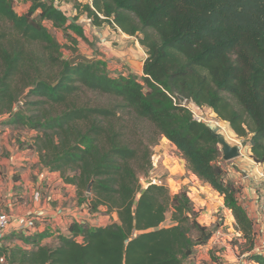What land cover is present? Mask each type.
Wrapping results in <instances>:
<instances>
[{
  "label": "trees",
  "instance_id": "trees-1",
  "mask_svg": "<svg viewBox=\"0 0 264 264\" xmlns=\"http://www.w3.org/2000/svg\"><path fill=\"white\" fill-rule=\"evenodd\" d=\"M28 1L20 14L14 0H0V121L35 130L41 163L76 185L80 205L118 220L73 222L69 233L50 232L53 245L29 235L31 248L2 246L0 264H184L209 240L187 192L142 186L141 173L152 168L150 144L159 140L132 144L128 122L151 123L177 147L188 169L222 195L252 250L254 223L225 179L214 129L173 97L210 108L249 140L252 157L264 165V0H93L87 17L113 21L147 50L141 78L114 76L99 57L72 64L44 24L63 28L66 13L55 0ZM68 47L78 52L76 41ZM27 89L35 99L22 105ZM84 90L112 102L79 103ZM248 258L264 264V255Z\"/></svg>",
  "mask_w": 264,
  "mask_h": 264
},
{
  "label": "crops",
  "instance_id": "crops-1",
  "mask_svg": "<svg viewBox=\"0 0 264 264\" xmlns=\"http://www.w3.org/2000/svg\"><path fill=\"white\" fill-rule=\"evenodd\" d=\"M15 1L19 2V0ZM26 1V6H28L30 2ZM61 2L68 22L65 27L60 29H63L72 41H76L78 47L79 44L83 46L87 44V49L81 50L82 53L89 57L103 59L107 63L108 71L114 76H144V64L148 53L138 37L124 33L113 21V23L105 21L101 24L88 21L86 11L80 10L88 5L86 0H79L78 5L81 8L78 9V12L75 8L74 13L71 1L61 0ZM75 27L81 30V34ZM70 44L72 45V43ZM10 127L12 126L2 124L0 121V208L10 214V225L3 237L2 246L31 248L33 243L26 240L29 235L34 236L30 240L37 238L43 245H52L56 240L50 236V232L69 233L73 222L85 221L90 227H97L118 220L115 213H105L104 209L92 213L88 209L87 202L80 205L76 185L64 180L60 172L52 171L41 163L39 152L34 145V138L37 134L35 130L26 128L25 131H15ZM168 147L169 149H167ZM157 148H159V153L155 155L157 158L154 159L153 165L158 167L157 163L162 161V164L168 167L166 172L170 176L181 177L183 172L179 174L178 170L187 167V164L177 147L163 138L161 145ZM168 150L177 155H169ZM249 151V157L240 156L230 161V167L226 164L229 177L225 176V179L236 186L239 190L240 203L250 217L254 221H258L261 219L259 202L263 195L264 182L257 173V168L252 160V152ZM160 158L161 160H159ZM167 160L170 161L169 166ZM42 174H45L46 177L42 178ZM191 174L199 183H202L203 194L198 193L201 196L194 199L191 192H187L198 211L199 222L205 225L206 221V225L208 224L210 217L217 210L215 204L217 197L221 200L225 211L230 212L233 218V213L225 205L222 195L195 174ZM215 192L216 196H213ZM174 193L178 192L174 190ZM32 214L40 217L37 220V227L34 230L20 229L19 222ZM94 215H98V217L94 218ZM226 217L229 216L226 215ZM254 227L257 229L255 223ZM41 234H44V237L41 238L39 236ZM204 247L206 246L196 245L195 249L188 253L184 264H219L217 260L212 259L208 249L206 250ZM236 259L235 256L228 257V259L220 258L219 262L234 264ZM246 259L247 264H259L250 258L246 257Z\"/></svg>",
  "mask_w": 264,
  "mask_h": 264
},
{
  "label": "rangeland",
  "instance_id": "rangeland-1",
  "mask_svg": "<svg viewBox=\"0 0 264 264\" xmlns=\"http://www.w3.org/2000/svg\"><path fill=\"white\" fill-rule=\"evenodd\" d=\"M65 1H67V2L71 1V3H72L71 8H72L73 13H74L75 8H77V12H78V9L81 8L78 5L79 0H65ZM26 2H27L26 0H19V2L17 3L14 0L15 10L20 14L24 13L30 6V4L28 6H26ZM82 8L80 10L86 11V7H82ZM38 15H39V12H37L34 15V17H39ZM44 24L47 26L49 32L54 36V38L61 45V51H62V54L64 57H66V58L71 57L72 58L76 54L82 53L81 50L87 49V46H86L87 44L84 46L79 44V47L77 46L78 52L76 54H74L73 50H71L68 47V46H72L70 44V43H72L70 36L63 29L54 27L52 22H49L46 20V21H44ZM26 46L29 48H36V50H38V48H39V45H37V44L31 45V44L26 43ZM88 50H89V47H88ZM82 54H84V53H82ZM84 55H86V54H84ZM92 58H94V57H92ZM96 58H98V57H96ZM139 78H141V77H139ZM34 99L35 98H33V97L26 96V101L27 100H34ZM78 99H79V103H86V105H91V106H97V105L108 106L112 102V99L106 95H102V94H99V93H96L93 91H87V90L82 91L80 93ZM20 103L22 104L21 101H20ZM127 124L131 127V128H128L126 132L128 133V139L132 140L131 141L132 144L138 143L139 141L142 140L144 142V144L147 145V144H150L149 142L151 140H153L154 138H157L159 140L157 144L155 142L153 144H150L151 151H152V156H151L152 168L147 175H144L141 173V184L144 188L149 186L150 184H153L154 179H156V181H157L156 183L159 185H165L169 189V191L172 195L176 194V193H174V190H179V193L180 192H191L190 194H192L194 196L193 197L194 199L203 194L202 188H201L202 183H199V181L197 179L192 177V174H191L192 172H190L188 167H185V168L183 167L182 170L181 169L178 170L179 174H181L183 172L181 174V177H178V178L174 177L173 178V176H170L166 172V170H168L167 169L168 167L166 165H163L162 161H161V163L160 162L157 163L158 167H155V165H153L154 159L157 158V156L155 157V155H158V153H159V148H157V146L161 145V140H163L164 137L159 136L155 133V129H154L155 127L151 123L146 122L145 124L144 123L140 124L138 122L137 125H134L133 123L128 122ZM10 128H13L15 131H17V130L25 131L24 129H26L25 127H15V126H12ZM231 135H232V138L234 137L233 139H236L240 143H246L245 146L249 144V140H247L245 138H241V137L237 136L236 134H234L233 132H231ZM165 144H166V142H165ZM233 145H237V144L233 142ZM167 149H169V147ZM249 150H250V148L248 146L245 147V149L243 150V155H242V156H244L243 158L249 157V153H250ZM168 151H169V155H175V156L177 155L176 153L173 154L172 152H170V150H168ZM169 158L171 159V157H169ZM159 160H161V158ZM176 160H177V158H176ZM156 162H157V160H156ZM229 162L230 161H228L226 164L230 167L231 164ZM169 163H170V161H168L167 165ZM227 173L228 172H225V176L229 177ZM179 174H176V175H179ZM86 193H88V192H86ZM198 193H200L201 195L200 194L198 195ZM213 196H216V192H215V194L213 193ZM215 201H216L215 204L217 205V210L214 211V213L212 214L213 216L210 217V220L207 222L208 224L206 225V223H205L206 221L204 222V224L206 227H208L209 231H211L212 234L217 229L222 227V230L224 231L223 233L226 235V237H225L226 242L224 243V245H222L223 246L222 248L209 250L208 249L209 247L205 245L206 247H204V249H206V250L208 249L209 255L212 257L213 260H217L219 264H223V262L222 263L219 262V259L221 258V256L227 255L231 258L233 256H239V255H242L244 253H248L249 252L248 251L249 245L246 243V240L242 236V233L240 235H237L234 232L233 226L235 227V229L239 230V227H238V224H237L235 218L231 217L230 212L227 213L228 211H225L224 206L222 205L221 200L218 197H217V199H215ZM226 215H228L229 217H226ZM97 217H98V215H94V218H97ZM202 220H204V219H202ZM227 221H228V223H227ZM195 235H196V233H195ZM210 239H211V237L209 238L208 241H210ZM256 241H257V237L255 235V242ZM227 244L231 245L229 248L230 250H228V252L225 248L226 247L225 245H227ZM195 246L193 247V249H195Z\"/></svg>",
  "mask_w": 264,
  "mask_h": 264
},
{
  "label": "built area",
  "instance_id": "built-area-1",
  "mask_svg": "<svg viewBox=\"0 0 264 264\" xmlns=\"http://www.w3.org/2000/svg\"><path fill=\"white\" fill-rule=\"evenodd\" d=\"M86 2L93 9H95L93 7V0H86ZM55 3L62 9L63 3L61 2V0H55ZM98 14H99V16L103 17L102 14H100V13H98ZM88 21L93 22V19L88 17ZM173 99H174V102L176 104L180 103L182 106L189 109L194 119L211 126L215 132L223 134L232 145H233V142L236 143L237 146H239L240 150H241L240 156L243 155V150L245 149V147L248 146L250 148V143L246 146H243V143H240L236 139H233L234 137L232 138V135H231L232 131H231L229 125L227 124V122L222 121L214 112H212V110L210 108L200 107V106L196 105L195 103H193L192 101L188 102L186 99L184 102H182L180 97L179 98L173 97ZM250 150H251V148H250ZM221 155H222V160H223V162H221V166L224 169V171L227 172L228 167H227L226 163L228 161H225L223 159L222 150H221ZM252 160H253L254 165L257 168L258 175L261 177V179L264 182V165L260 162H257L253 157H252ZM45 177H46L45 174H42V178H45ZM156 182L157 181L154 179L153 183H156ZM176 191L179 193V190H176ZM238 199H240L239 192H238ZM259 208H260V212H261V219L258 221H254L252 219L253 223H255V225L257 226V229L254 227V231H255V235L257 237V241L255 242V245L252 248V250H250L248 253L240 255V256H235L237 259L234 261V264H247L248 261H247L246 257L248 258L249 255H253V254L264 255V191H263L262 197L260 198ZM88 209H89V207H88ZM38 219H40V217L35 215V214L29 215V216L23 218L19 222V227H20V229H24V230H34L37 227V222H38L37 220ZM227 223H228V221H227ZM9 225H10V214L7 211L0 208V248L2 247V240H3L5 232L8 229ZM233 228H234V232L237 235H240L239 234L240 230L235 229L234 226H233ZM223 232L224 231L222 230V227L217 229L212 234L210 241H207L205 244H202V245L208 246L209 250L222 248L223 247L222 245H224V243L226 242V238H225L226 235ZM225 246H226L225 248L228 252V250H230L229 248L231 245L227 244ZM228 257L229 256H227V255L221 256V258H223V259L224 258L228 259ZM239 257H241V258H239ZM0 262H4V257L0 258Z\"/></svg>",
  "mask_w": 264,
  "mask_h": 264
},
{
  "label": "water",
  "instance_id": "water-1",
  "mask_svg": "<svg viewBox=\"0 0 264 264\" xmlns=\"http://www.w3.org/2000/svg\"><path fill=\"white\" fill-rule=\"evenodd\" d=\"M92 59H93L92 57H89L87 55L79 53V54H76L75 56H73L70 59V62L72 64H75L78 61L90 62ZM28 92H29V89H27L26 93L23 96H21L20 101L22 102V104L26 103V96H27ZM180 99H181L182 102L185 101L184 97H180ZM215 135H216V137L218 139L219 145L221 146V150H222V153H223V159L225 161H232V160L240 157L241 150H240L239 146L232 145L223 134L215 132ZM243 146H245V143H243ZM91 191H92V184H90L88 189H87L88 193H90Z\"/></svg>",
  "mask_w": 264,
  "mask_h": 264
}]
</instances>
